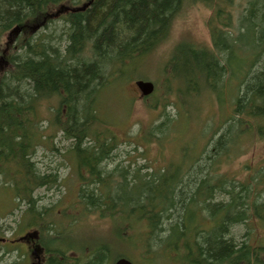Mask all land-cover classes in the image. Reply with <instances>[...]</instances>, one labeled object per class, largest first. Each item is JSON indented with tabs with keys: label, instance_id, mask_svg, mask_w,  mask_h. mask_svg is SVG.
Wrapping results in <instances>:
<instances>
[{
	"label": "trees",
	"instance_id": "16d2710c",
	"mask_svg": "<svg viewBox=\"0 0 264 264\" xmlns=\"http://www.w3.org/2000/svg\"><path fill=\"white\" fill-rule=\"evenodd\" d=\"M234 1L0 0V41L8 31L12 39L18 35L14 49L21 54L2 58L8 67L6 78L0 79V187L8 184L18 202L26 206L28 220L23 224L36 227L39 235L47 237L53 253L49 264H113L135 250L141 256L138 264L141 259L152 264L162 255L174 264H264V247L250 243V231L244 238L233 237L239 224L244 223L246 229L250 220L264 224V200L251 201L246 184H238L239 192L225 189L229 180L216 173L219 160L228 156L239 139L255 131L264 140V0H248L238 17L231 10ZM186 2L202 3L211 10V47L179 43L162 71L169 72L166 80L170 77L176 83L182 103L189 100L182 107L188 118L193 100L198 98L201 103L202 92L223 105L236 82L232 115L209 147L187 159V171L177 167L141 174L140 168L129 170L118 164L111 168L116 137L108 130H97V94L122 77L127 63L151 54L168 38ZM62 3L66 6L57 16L49 13ZM51 18L63 21L64 46L60 48L50 39L29 44L26 36ZM138 80L147 81V77ZM53 99L57 101L56 124L69 142L70 157L76 158L78 199L87 211L99 215L135 216L136 224L143 222L136 226L145 232L142 243H127L117 253L104 243L92 250L85 247V254L77 241L56 245L55 227H49L47 234L40 227L44 216L34 209L32 193L56 185L58 175L40 174L32 154L34 142L42 136L38 108ZM171 120L165 113L164 121L148 132L164 135ZM210 171L214 184H210ZM218 192L227 195L228 201L214 204L212 215L208 202ZM240 201L244 210L237 205ZM201 218L211 223L208 229L199 224ZM119 228L117 244L122 246L128 237L123 236L126 227Z\"/></svg>",
	"mask_w": 264,
	"mask_h": 264
},
{
	"label": "rangeland",
	"instance_id": "374dc122",
	"mask_svg": "<svg viewBox=\"0 0 264 264\" xmlns=\"http://www.w3.org/2000/svg\"><path fill=\"white\" fill-rule=\"evenodd\" d=\"M247 1H234L231 10L234 11L235 17L242 13L247 6ZM65 4L54 6L49 10V13L54 16L62 6H66ZM211 17V10L204 4L186 2L171 25L168 38L151 54L135 58L134 63H140L137 67L133 65V62L131 64L127 63L122 77L114 79V82H111L110 85L97 94L94 104L96 116L100 122L97 130H108L116 137V150L113 151L112 159L114 161H112L111 168L117 164L119 168L129 170L140 168L141 174H144L145 171L157 172L164 168L177 167L182 172L187 171V159L202 153L211 145V139L216 140V132L225 127L223 123L232 115L231 96L233 88L236 87L234 86L236 82L232 84L230 94L227 95L228 92L225 90L224 94L227 96L223 105L213 95L211 98L208 94L202 92L201 103L199 104L198 98L193 100V107L188 110V118L182 107L183 105L186 106L189 100H186L185 104L182 103L176 83L169 80L170 77L166 80L169 72L163 73L162 71V65L169 59L173 48L179 43H189L196 47H211L208 29V21ZM62 22L58 18H51L50 23L45 24L40 29H35L36 31L26 36L29 44L50 39L57 41L60 48H62L65 38L61 30ZM8 32L3 35L0 41V79L6 78L7 74L5 73L8 67L6 59L2 58L11 53H14L17 58L21 55L20 51L14 49L19 36L17 35L16 38L12 39L9 37ZM133 67H136V69L132 70ZM140 76L147 77V81L154 85L153 94L146 100L141 97L134 86V82ZM195 100H197L196 106L194 104ZM55 107L57 108V101L53 99L42 102L38 108L40 116L37 125L42 136L40 141L34 142V152L32 154V161L40 174L56 173L58 175L56 185L50 186L49 189L37 188L32 193L36 201V208L34 209L42 212L40 215L44 216L40 227L45 230V234L48 233L49 227H55L57 240H54V242L56 245L58 243L59 247H64L71 244L70 240L77 241V245L84 247L85 254L87 253L85 247L92 250L104 243L113 249L115 253L118 252V248H124L127 243H133L134 241L142 243L145 232L136 229V226L143 225V222L136 224L137 219L135 216L117 215L112 217L108 214L99 215V213L91 212L90 209L87 211L78 199L80 184L77 178L76 158L70 157L68 153L69 142L64 140L62 131L56 124ZM165 113L172 120L169 121L168 129L164 135L157 131L150 134L148 131L151 127L164 121ZM58 120L59 122L62 121L63 117L58 118ZM213 132H215L214 137L211 136ZM237 145L232 147V151L228 152L226 158L222 157L219 160V164L216 165L218 169L216 173L225 176L229 180L228 184L225 185V189L235 188V191L239 192L238 184H246L251 189L250 200H254L256 203L263 202L264 140H260L255 131H252L249 137L239 139ZM213 174L210 171V184H214ZM1 185H4V182ZM224 196L225 194L219 195L218 192L209 200L208 204H210L212 215L214 204L221 202L226 204L228 201L227 195ZM240 202L237 205H240L244 210V202ZM206 208L208 207L206 206ZM26 210V206L19 203L18 198L14 197L12 188L8 184L1 186L0 226H5V229H0V235L8 237L12 234L13 229H15V233L20 235L27 228H36L23 224L24 221L28 220ZM74 218L75 220L72 221ZM72 222L73 225L69 227ZM198 222L204 229H208L211 224L208 220L202 218ZM243 224L237 225L235 230L238 233L233 237L244 238L246 231H250L251 238H253L250 243L264 247V224L250 220L246 222L248 229ZM119 225L126 227L122 231L123 236L128 237L122 246L117 244ZM230 230L232 235L234 227ZM160 235L162 238L166 237L163 232ZM44 240L47 242V237ZM46 242L45 244H48ZM18 247L21 248V245ZM129 253L125 254L126 258L132 264H138L141 257L139 251L135 250V252L130 251ZM159 253L162 254V251ZM4 256L5 252L0 255V264L13 261L11 253H8L6 257ZM157 259V262H154L155 264H174L167 256L162 255ZM140 264L151 263L146 259H141Z\"/></svg>",
	"mask_w": 264,
	"mask_h": 264
},
{
	"label": "flooded vegetation",
	"instance_id": "af4514ba",
	"mask_svg": "<svg viewBox=\"0 0 264 264\" xmlns=\"http://www.w3.org/2000/svg\"><path fill=\"white\" fill-rule=\"evenodd\" d=\"M0 229L4 230L5 226H0ZM12 231L13 235L8 237L0 235V255L3 252L4 257L8 253L13 255V261L6 264H49L53 253L45 244L43 236L36 234L32 227L23 230L20 235L15 233V229ZM20 245L21 248L18 247Z\"/></svg>",
	"mask_w": 264,
	"mask_h": 264
},
{
	"label": "water",
	"instance_id": "95a60500",
	"mask_svg": "<svg viewBox=\"0 0 264 264\" xmlns=\"http://www.w3.org/2000/svg\"><path fill=\"white\" fill-rule=\"evenodd\" d=\"M135 86L141 93L142 97H147L154 92V85L149 81H136ZM114 264H131L128 260L121 258L118 259Z\"/></svg>",
	"mask_w": 264,
	"mask_h": 264
}]
</instances>
